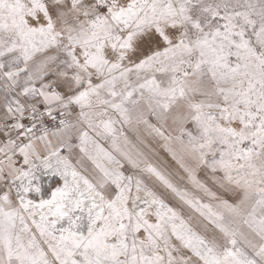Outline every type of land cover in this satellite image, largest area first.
<instances>
[{
    "label": "snow or ice",
    "instance_id": "1",
    "mask_svg": "<svg viewBox=\"0 0 264 264\" xmlns=\"http://www.w3.org/2000/svg\"><path fill=\"white\" fill-rule=\"evenodd\" d=\"M0 264H264V0H0Z\"/></svg>",
    "mask_w": 264,
    "mask_h": 264
}]
</instances>
